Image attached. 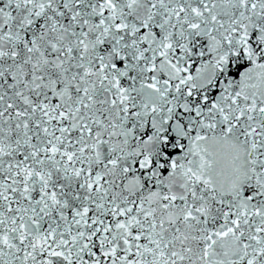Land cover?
I'll list each match as a JSON object with an SVG mask.
<instances>
[{
  "label": "snow or ice",
  "instance_id": "1",
  "mask_svg": "<svg viewBox=\"0 0 264 264\" xmlns=\"http://www.w3.org/2000/svg\"><path fill=\"white\" fill-rule=\"evenodd\" d=\"M0 264H264V0H0Z\"/></svg>",
  "mask_w": 264,
  "mask_h": 264
}]
</instances>
